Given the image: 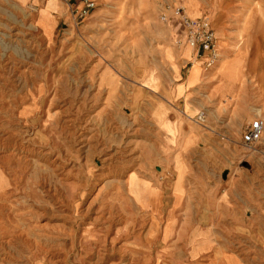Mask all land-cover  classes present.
Listing matches in <instances>:
<instances>
[{
    "label": "rangeland",
    "instance_id": "rangeland-1",
    "mask_svg": "<svg viewBox=\"0 0 264 264\" xmlns=\"http://www.w3.org/2000/svg\"><path fill=\"white\" fill-rule=\"evenodd\" d=\"M95 1L77 25L64 0H0V264L169 260L160 243H175V215L151 183L165 207L185 185L180 226L263 257L264 134L251 147L242 135L264 120V0ZM180 6L212 21L219 84L188 46L180 57L193 65L175 84ZM192 91L201 104L185 122L201 136L180 155L173 93Z\"/></svg>",
    "mask_w": 264,
    "mask_h": 264
},
{
    "label": "crops",
    "instance_id": "crops-1",
    "mask_svg": "<svg viewBox=\"0 0 264 264\" xmlns=\"http://www.w3.org/2000/svg\"><path fill=\"white\" fill-rule=\"evenodd\" d=\"M31 1V0H29ZM28 2V1H27ZM186 12V9H185ZM187 14V12H186ZM188 15V14H187ZM190 17V16H189ZM204 16L201 17H197V18H192L191 19H200ZM176 20V19H175ZM179 21V23L174 24L173 28H174V32H176V28L180 29L181 27V31H182V35L183 38L179 39L177 44L180 45V47H178V45L176 46L178 49H174V55L176 57V64L178 65V71H179V75L181 76V80L179 82H175V84L178 83L179 85H183L185 84L186 76H183V70L188 66V72L190 70V68L192 67V60L188 61L186 59V57H180V51L181 48H184L186 46H188L186 44V30L184 28V25L182 24L180 19H177ZM176 22V21H175ZM212 22V21H211ZM213 25V23H212ZM214 28V26H213ZM215 30V28H214ZM216 32V30H215ZM217 36V35H216ZM218 38V36H217ZM219 40V38H218ZM220 51V50H219ZM201 67L204 69L205 74L207 76V80H208V84H219L218 81L214 78V74L216 71V66H214L213 68L207 69L204 65V62H201ZM172 72V70H171ZM173 73V72H172ZM206 80V82H207ZM205 82V83H206ZM218 86V85H217ZM217 90V88H216ZM197 92V91H196ZM194 93V91L188 93L185 92V94H183L180 97H175V92L174 94V101H181L183 102V108L182 110H180V118L177 119L178 123L176 125H174L172 123V121L170 122L173 125H169V127L173 130V132L175 134H171L174 138V142L176 145H178V151L181 152V154L188 152L192 146L188 147L187 149H183L182 144L185 140V138H187L188 136H190V134L193 132L195 134L198 135V140L200 139L201 134H199L197 132V130L191 126L190 123H186V120H189L192 122V120L188 117V115H191V117L196 113V111L198 110V106L199 103L201 104V102H195L193 101V96H191ZM219 93V92H216ZM189 94L190 98H191V102L190 105L191 107L189 108V110H187L186 108V104H185V95ZM168 104H170V102H166ZM174 103V102H173ZM198 105V106H197ZM168 112L167 114H169V109L167 108ZM201 112V111H200ZM200 112H198V114H196V118L198 117V115L200 114ZM194 119V118H193ZM167 120H169V118H167ZM196 121V119H194ZM168 123V121H167ZM168 125V124H167ZM203 125V124H200ZM181 158V156H180ZM151 183V182H150ZM152 186L156 187L160 193V197H161V201H162V212L164 215H167L169 211L173 210L174 215H175V225H176V236H175V243H171L170 241L166 244H162L160 243V246L163 247H168L169 249L175 250L174 253V257H170L169 260L166 258V255L169 253H166L165 256H163L160 260L159 263L158 261V257L157 260L155 261L156 264H164L163 261L168 260L165 264H171V262L173 264H264V256L263 257H256L255 260L253 259H248L245 257L240 256L238 253L236 252H231V251H223L221 250V244H219L217 242V240L213 237L212 235V231H210V229H198V228H189L188 226H185V223L183 225H179V216H178V211L180 206L183 205V202H185L188 198H187V193L185 191V185L184 186V193L181 197L180 203L175 205V198H174V194H173V188H172V194H171V198L170 200L173 201L172 205L170 207L166 206L164 204V200H167L166 198V193L164 192V189L161 188V186H155L151 183ZM174 187V186H173ZM168 207V208H167ZM171 245V246H170ZM222 253H224V255H226V257H222ZM165 257V260H163Z\"/></svg>",
    "mask_w": 264,
    "mask_h": 264
},
{
    "label": "built area",
    "instance_id": "built-area-1",
    "mask_svg": "<svg viewBox=\"0 0 264 264\" xmlns=\"http://www.w3.org/2000/svg\"><path fill=\"white\" fill-rule=\"evenodd\" d=\"M71 11V16L76 24L84 22L96 8L95 0H64ZM175 15L181 20L186 30V44L193 50V57L201 60L207 69L216 66L221 58L218 38L208 16L200 19H191L183 6L175 8ZM164 19L167 16L163 15ZM206 114L201 112L196 122H205ZM264 134V120L256 118L242 135L244 145L251 147L259 143Z\"/></svg>",
    "mask_w": 264,
    "mask_h": 264
},
{
    "label": "bare ground",
    "instance_id": "bare-ground-1",
    "mask_svg": "<svg viewBox=\"0 0 264 264\" xmlns=\"http://www.w3.org/2000/svg\"><path fill=\"white\" fill-rule=\"evenodd\" d=\"M191 50H192V48L190 47V46H188ZM193 51V50H192ZM263 138V137H262ZM262 140V139H261Z\"/></svg>",
    "mask_w": 264,
    "mask_h": 264
}]
</instances>
